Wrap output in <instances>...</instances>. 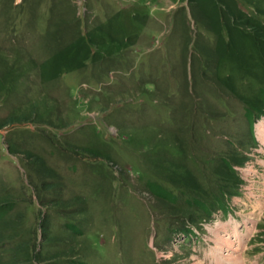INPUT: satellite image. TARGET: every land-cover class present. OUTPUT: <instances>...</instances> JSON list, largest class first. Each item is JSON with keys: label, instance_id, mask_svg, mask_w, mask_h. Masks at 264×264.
I'll return each mask as SVG.
<instances>
[{"label": "rangeland", "instance_id": "1", "mask_svg": "<svg viewBox=\"0 0 264 264\" xmlns=\"http://www.w3.org/2000/svg\"><path fill=\"white\" fill-rule=\"evenodd\" d=\"M263 122L264 0H0V264H264Z\"/></svg>", "mask_w": 264, "mask_h": 264}, {"label": "bare ground", "instance_id": "2", "mask_svg": "<svg viewBox=\"0 0 264 264\" xmlns=\"http://www.w3.org/2000/svg\"><path fill=\"white\" fill-rule=\"evenodd\" d=\"M258 133H259L260 137L264 138V122L259 125V127H258ZM219 246H220V248H222L223 241L219 243ZM233 254H235V253H233ZM217 258H218L219 261H221L220 257H217ZM238 258L239 257H236V258L233 257V255L232 256H230V255L228 256V259H230L231 261H233L236 264L239 263V259Z\"/></svg>", "mask_w": 264, "mask_h": 264}, {"label": "trees", "instance_id": "3", "mask_svg": "<svg viewBox=\"0 0 264 264\" xmlns=\"http://www.w3.org/2000/svg\"><path fill=\"white\" fill-rule=\"evenodd\" d=\"M157 192V191H156Z\"/></svg>", "mask_w": 264, "mask_h": 264}]
</instances>
